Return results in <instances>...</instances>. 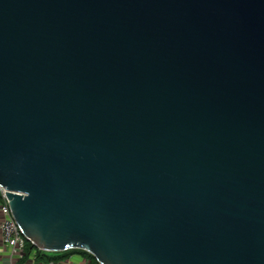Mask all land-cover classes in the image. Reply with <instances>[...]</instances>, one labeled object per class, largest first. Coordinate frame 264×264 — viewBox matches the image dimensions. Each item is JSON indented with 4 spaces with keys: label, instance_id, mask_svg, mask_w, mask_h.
<instances>
[{
    "label": "water",
    "instance_id": "1",
    "mask_svg": "<svg viewBox=\"0 0 264 264\" xmlns=\"http://www.w3.org/2000/svg\"><path fill=\"white\" fill-rule=\"evenodd\" d=\"M0 188L45 253L264 264V0H0Z\"/></svg>",
    "mask_w": 264,
    "mask_h": 264
},
{
    "label": "built area",
    "instance_id": "2",
    "mask_svg": "<svg viewBox=\"0 0 264 264\" xmlns=\"http://www.w3.org/2000/svg\"><path fill=\"white\" fill-rule=\"evenodd\" d=\"M5 193L6 192L0 188V214L2 217L0 230L4 243L10 252V256L13 258L20 255L22 256L23 253H25L27 241L12 217Z\"/></svg>",
    "mask_w": 264,
    "mask_h": 264
},
{
    "label": "crops",
    "instance_id": "3",
    "mask_svg": "<svg viewBox=\"0 0 264 264\" xmlns=\"http://www.w3.org/2000/svg\"><path fill=\"white\" fill-rule=\"evenodd\" d=\"M2 222V217L0 214V225ZM26 250L23 255L18 256V257H11L10 252L8 250V247L4 243V239L2 237V233L0 230V264H47V263H52V264H88V261L83 258V256L79 254L75 255H70L66 257L65 260H59V261H44V260H37V256L34 250L29 251L27 255ZM47 258L45 257V260H48L49 253L46 254Z\"/></svg>",
    "mask_w": 264,
    "mask_h": 264
},
{
    "label": "trees",
    "instance_id": "4",
    "mask_svg": "<svg viewBox=\"0 0 264 264\" xmlns=\"http://www.w3.org/2000/svg\"><path fill=\"white\" fill-rule=\"evenodd\" d=\"M26 254L27 255L29 253V251L34 250L37 256V260H44V261H59V260H65L66 257L70 256V255H75V254H79L81 256H83V258H85L88 261V264H98V262L88 253H85L83 251L80 250H69V251H65V252H60V253H49V258L48 260H45V257L47 258L48 253L42 252L40 250L35 249L34 247L31 246V244L27 243L26 246Z\"/></svg>",
    "mask_w": 264,
    "mask_h": 264
}]
</instances>
